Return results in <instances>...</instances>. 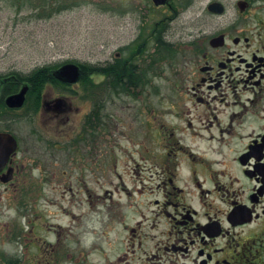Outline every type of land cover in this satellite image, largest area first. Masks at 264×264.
I'll use <instances>...</instances> for the list:
<instances>
[{"label": "flooded vegetation", "instance_id": "1", "mask_svg": "<svg viewBox=\"0 0 264 264\" xmlns=\"http://www.w3.org/2000/svg\"><path fill=\"white\" fill-rule=\"evenodd\" d=\"M90 1L124 7L140 21L138 36L122 48L125 57L117 52L105 64L92 65H116L122 58L119 84L125 88L119 92L135 94L153 81L163 52L175 67L171 110L150 109L140 94L145 114L140 132L147 130L143 159L126 176L117 171L110 149L100 153V141L114 134L113 115L100 111L105 87L114 90L110 82L94 73L91 80H45L37 89L22 82L10 91L2 77L0 133L12 135L16 144L7 141L0 148V185L15 196L35 198L50 182L54 191L61 185L73 191L75 181L91 204L105 200L92 213L94 220L87 218L94 225L80 229L79 242L99 226L116 233L110 254L105 250L111 264H264V0H75L72 5ZM166 34L181 38L174 43ZM163 42L169 45L164 51ZM147 56L142 65L139 60ZM24 83L25 104L7 106L6 97ZM30 92L34 100L26 116L32 126L22 134L12 124L29 105ZM76 97L89 107L81 111L73 104ZM147 134L156 141L154 148L146 145ZM106 169L117 178L116 187L92 191L91 181L97 183ZM117 231L124 233L122 240ZM115 241H121L119 247ZM73 259L78 262L79 256Z\"/></svg>", "mask_w": 264, "mask_h": 264}, {"label": "rangeland", "instance_id": "2", "mask_svg": "<svg viewBox=\"0 0 264 264\" xmlns=\"http://www.w3.org/2000/svg\"><path fill=\"white\" fill-rule=\"evenodd\" d=\"M74 1L0 0V75L28 74L38 67L67 61L101 65L115 58L117 52L125 57L122 48L138 36L139 19L123 12L124 7L118 5L105 6L97 1L72 5ZM181 23L185 25V22ZM177 28L180 30L181 26ZM166 37L175 43L181 34H166ZM148 50L147 54L151 48ZM161 54L153 81L148 86L141 90L137 88L135 94L106 87L100 97V111L106 116L112 114L114 119L111 121L114 134L109 140L100 141V153L110 149L113 157L114 154L117 157V171L122 175H133V168L138 170L137 163L143 159L140 152L147 130L140 132L145 115L140 105L142 98H146L150 109L171 110L175 67L169 56ZM139 62L147 65L148 56ZM179 89L182 93L185 91L184 87ZM73 104L79 105L81 111L85 110V105L89 107L77 97ZM27 110L26 107L19 111L12 124L22 134L32 126L26 116ZM148 111L147 108V115ZM152 137L147 134L148 148H154L156 144ZM145 159L148 166L152 164L150 158ZM140 168L142 175L143 165ZM112 175L113 172L108 171L103 176L99 171L98 182L90 183L91 190L102 193L116 187L117 178ZM53 184L48 183L44 194L35 198L15 196L6 185H0V260L3 261L5 256H18L23 264H111L105 250L110 254V241L116 238V233H109L105 226H99L97 232L85 231L82 243L79 242L83 231L80 229L94 225L93 221L86 222L87 218L93 219L92 213L98 207L103 208L105 200L92 199L91 204L75 181L73 191L63 189L62 185L54 191ZM102 218L105 215L98 217L100 221ZM81 223L84 224L80 226ZM121 232L117 231L122 240L124 233ZM115 242L119 247L121 241ZM68 253L72 254L71 258L66 257ZM77 256L78 262L73 259Z\"/></svg>", "mask_w": 264, "mask_h": 264}, {"label": "trees", "instance_id": "3", "mask_svg": "<svg viewBox=\"0 0 264 264\" xmlns=\"http://www.w3.org/2000/svg\"><path fill=\"white\" fill-rule=\"evenodd\" d=\"M44 4L43 6H45ZM162 49L169 47L168 44L165 42L162 43ZM123 59H117V62L115 63L116 65L110 64V65H105V66H97V65H91L89 63H81L83 67V72H82V79L88 78L92 79L94 78L93 74H97L99 77H105L106 83H111L113 85V88L116 91L123 90L125 86L122 84L123 80V73H124V64H123ZM92 74V75H91ZM91 75V76H90ZM55 78L52 73H51V66L50 67H38L31 71L29 74H17V79H12L7 81L5 83L6 89L10 91H14L17 89L20 84L23 81H28L29 83L33 84V87L35 89L39 88L38 84L43 83L45 80L53 79ZM38 80H41L39 82ZM108 80V81H107ZM33 92H30L29 95V105L33 103L34 97H33ZM39 101V97L37 98ZM1 106H2V111L6 110V105L3 100H1ZM0 264H23L22 260L18 256H5L3 261L0 260Z\"/></svg>", "mask_w": 264, "mask_h": 264}, {"label": "water", "instance_id": "4", "mask_svg": "<svg viewBox=\"0 0 264 264\" xmlns=\"http://www.w3.org/2000/svg\"><path fill=\"white\" fill-rule=\"evenodd\" d=\"M53 75L66 82H76L80 78L81 67L75 62H67L54 69ZM27 91L28 85L24 84L18 92L9 95L6 98L7 105L10 107H21L25 102ZM62 106H64L63 99ZM7 141L10 146H14L16 144V141L12 135L9 133H0V148H2L4 146L3 143H7ZM12 149L13 148L8 149V151L6 150L7 152L5 153L7 154Z\"/></svg>", "mask_w": 264, "mask_h": 264}]
</instances>
